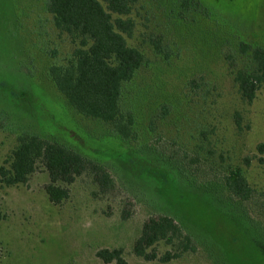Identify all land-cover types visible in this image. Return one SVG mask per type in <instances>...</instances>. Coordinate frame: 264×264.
<instances>
[{
    "label": "rangeland",
    "instance_id": "rangeland-1",
    "mask_svg": "<svg viewBox=\"0 0 264 264\" xmlns=\"http://www.w3.org/2000/svg\"><path fill=\"white\" fill-rule=\"evenodd\" d=\"M170 1L139 0L128 16L135 28L127 43L144 53L148 65L137 72L127 94L128 101L135 98L138 140L124 144L109 137L104 124L76 115L47 78L50 50L58 47L52 61L59 63L69 46L52 31L44 1L0 0V166H8L20 133L41 134L105 163L115 185L99 193L91 174L84 173L67 187L68 198L59 205L47 199L42 167L25 184L0 185L5 216L0 264H105L97 252L114 249L122 251L125 264H264L260 248L204 194L169 183L160 191L192 230L197 251L167 263L159 259L174 254L175 245L158 243L153 261L132 251L142 224L149 217L171 216L172 210L151 189L148 178L154 173L143 158L124 154L127 147L144 145L180 156L188 176L198 182H220L240 172L251 194L238 207L246 212L252 237L264 246V85L251 103L241 100L222 58L237 39L213 24L264 46V0H196L209 16L201 23L171 20L168 14L176 8ZM200 8L195 14H202ZM40 33L46 34V44ZM154 35H161L170 58L153 53L148 38ZM164 103L169 110L161 120ZM126 159L133 160L128 165Z\"/></svg>",
    "mask_w": 264,
    "mask_h": 264
},
{
    "label": "trees",
    "instance_id": "trees-1",
    "mask_svg": "<svg viewBox=\"0 0 264 264\" xmlns=\"http://www.w3.org/2000/svg\"><path fill=\"white\" fill-rule=\"evenodd\" d=\"M43 1L45 13L51 17L52 31L59 38L63 36L68 41L65 44L69 46L68 54L59 63L52 61L58 47L50 50L52 56L48 55L51 61L47 68V78L76 115L104 124L108 128L109 137L120 143L136 142L135 98L128 101L127 94L134 89L132 82L137 72L148 65V60L138 47L129 45L127 39L132 38L135 28L128 16L139 0H101L103 4L99 0ZM171 4H175L173 6L176 8L175 12L168 14L173 21L201 23L202 19H206L209 22L208 14L196 0H172L169 6ZM198 8L202 9V14H195ZM213 24L215 28L234 37V40L237 39L234 48L224 49L222 58L241 100L251 103L257 90L264 85V46L227 33L219 28L217 22ZM38 36L46 44V34L40 33ZM148 45L155 55L170 58L167 46L162 45L161 35L149 36ZM159 109L158 118L162 120L167 115L169 106L164 103ZM234 118L239 127L240 118L237 113ZM16 143L5 161L8 166H0L1 186L25 184L39 167L47 173L49 183L44 191L53 205H59L68 198L67 187L84 173L91 174L99 193L111 191L115 186L105 163L88 158L57 141L48 140L41 134L22 132L17 136ZM125 153L143 158L150 172L154 173L153 176L149 174L148 178L154 185L151 189L160 197L166 199V195L160 191L161 185L165 183L200 196L204 194L211 204L220 209L264 253L263 243L252 237L254 230L246 221L245 210H239L238 207L248 201L251 194L248 183L240 172L233 171L220 182H198L188 176L180 156L166 153L158 147H127ZM132 160L126 159L124 164L129 165ZM126 161L128 162L125 163ZM161 201L162 206L169 205L172 208L169 209L171 216L149 217L142 224L132 251L138 258L153 261L158 243L175 245L174 254L165 253L159 259L161 263H167L180 258L184 253L196 252L197 241L191 236L192 230L181 221L176 206L170 205L168 200V204ZM4 218L0 206V223ZM186 221L191 222L189 219ZM260 238L264 240L263 237ZM148 249L151 252H147ZM121 254L120 249H114L100 250L96 255L105 264H125Z\"/></svg>",
    "mask_w": 264,
    "mask_h": 264
}]
</instances>
